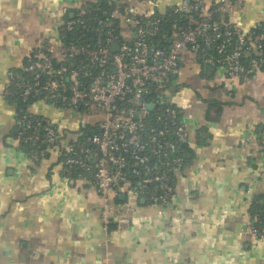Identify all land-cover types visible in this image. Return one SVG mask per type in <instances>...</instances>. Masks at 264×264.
<instances>
[{
    "label": "crops",
    "instance_id": "0c3cea01",
    "mask_svg": "<svg viewBox=\"0 0 264 264\" xmlns=\"http://www.w3.org/2000/svg\"><path fill=\"white\" fill-rule=\"evenodd\" d=\"M89 1L0 0V264H264V240L249 230L251 205L264 200V73L242 80L183 53L167 98L185 124V164L168 203L133 202L129 224L107 227L91 178H68L59 154L30 157L11 137L17 118L5 94L13 74L39 37L57 43ZM186 1L117 3L151 16ZM221 19L252 35L264 26V0H232ZM119 26L129 39L122 18ZM27 111L51 120L61 145L91 119L69 120L70 110L39 100Z\"/></svg>",
    "mask_w": 264,
    "mask_h": 264
},
{
    "label": "built area",
    "instance_id": "2783aa9c",
    "mask_svg": "<svg viewBox=\"0 0 264 264\" xmlns=\"http://www.w3.org/2000/svg\"><path fill=\"white\" fill-rule=\"evenodd\" d=\"M97 1L78 8L77 18L69 20L65 29L83 25L80 15L88 3ZM110 1L115 5L110 12L102 10L107 18L98 21L92 41L64 42L61 35L52 44L39 37L37 49L13 74L24 102L39 100L90 114L85 125L97 130L82 136L79 129L75 139L61 145L60 130L51 120L24 113L16 121V141L42 142L45 152L59 154L62 170L78 168L89 174L107 227L129 224L126 212L139 199L161 205L170 200L172 178L183 166L180 152L187 136L180 112L167 97L171 75L184 52L198 55L201 49L205 64L223 68L238 79L264 73V36L246 35L222 19L212 20L232 0H220L213 8L203 0H187L169 8L176 17L171 22L170 44L165 47L148 40L159 30L161 18L121 11L117 0ZM116 18L130 27L129 39H123L120 26L115 32ZM114 44H118L116 50ZM122 195L124 202L117 200ZM249 230L264 240L251 217Z\"/></svg>",
    "mask_w": 264,
    "mask_h": 264
},
{
    "label": "trees",
    "instance_id": "16d2710c",
    "mask_svg": "<svg viewBox=\"0 0 264 264\" xmlns=\"http://www.w3.org/2000/svg\"><path fill=\"white\" fill-rule=\"evenodd\" d=\"M114 3L110 0H98L97 3H88L86 8L84 9V13L81 16L84 20L83 25L74 26L71 28V30H66L65 27L61 31L62 39L64 42L66 41H73L75 43H88L89 41H92L94 34H95V28L99 27L98 21L102 18L106 19L102 15V10H108L110 12L113 7ZM217 5L214 4L211 6ZM78 11H75L73 14V17L69 20H74L77 18ZM161 18L160 22L158 24L159 30L154 34L153 36L149 37L148 40L152 41V45L154 46H169L171 35H172V27L171 22L173 18L176 16L172 14V12L168 9L165 13L160 14L158 12H155L153 15H151V18ZM146 20V19H142ZM213 21H220L221 16L219 14L214 13L212 15ZM178 21L180 24L184 23V20L182 17H178ZM145 22V21H143ZM120 24V18L114 19L113 26L115 27V32L118 33V26ZM223 26V25H222ZM231 26V25H229ZM264 32V26L258 27L256 32L252 34V36H259L260 32ZM198 57L199 60L203 63L205 59V53L201 51V49H198ZM27 61V60H26ZM18 88L15 86V79L13 78L11 82L9 83L7 90H6V98L9 101V103L15 108L16 111V118L18 119L22 114L28 113L27 107L28 104L31 102H34V100H30L28 102H24V100L20 97ZM174 105V104H172ZM175 106V105H174ZM176 107V106H175ZM177 108V107H176ZM81 110V109H80ZM81 135L86 136L91 134L92 132H95L97 129L91 125H82L80 127ZM264 129V128H263ZM16 133L17 128L15 127L12 130L11 137L13 139H16ZM21 147H24L27 151H32V157L37 156L38 158L46 156L45 152V144L42 142H37L35 145L31 143H20ZM186 149V144H184L181 147V154L183 155V165L185 164V154L184 151ZM61 160V158H59ZM63 174L67 176L68 178H78L80 176H87L91 177L89 174H85L81 169L73 168L70 170H63ZM173 181V178H172ZM118 200V198H117ZM250 217L253 219L254 226L258 228V230L262 233H264V200H255L250 209ZM110 226H114L112 223L109 224Z\"/></svg>",
    "mask_w": 264,
    "mask_h": 264
},
{
    "label": "rangeland",
    "instance_id": "374dc122",
    "mask_svg": "<svg viewBox=\"0 0 264 264\" xmlns=\"http://www.w3.org/2000/svg\"><path fill=\"white\" fill-rule=\"evenodd\" d=\"M58 115V114H57ZM90 114H88L87 112H82V111H74V110H70L69 111V116H68V118H69V120H72V121H74V120H78L80 117H87V118H89L90 116H89ZM58 117H60V115H58ZM24 150H25V148L24 147H22ZM27 153H28V155L31 157L32 156V151H27V150H25Z\"/></svg>",
    "mask_w": 264,
    "mask_h": 264
},
{
    "label": "water",
    "instance_id": "95a60500",
    "mask_svg": "<svg viewBox=\"0 0 264 264\" xmlns=\"http://www.w3.org/2000/svg\"><path fill=\"white\" fill-rule=\"evenodd\" d=\"M118 48V44H114L113 45V50H116ZM149 108H152V104H149ZM120 199H123L124 198V196H120L119 197ZM143 201V200H142Z\"/></svg>",
    "mask_w": 264,
    "mask_h": 264
}]
</instances>
